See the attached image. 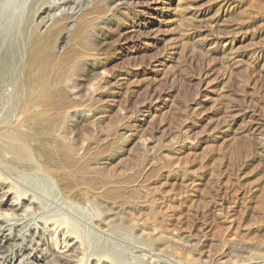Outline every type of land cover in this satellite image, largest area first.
I'll return each instance as SVG.
<instances>
[{
    "label": "rangeland",
    "instance_id": "374dc122",
    "mask_svg": "<svg viewBox=\"0 0 264 264\" xmlns=\"http://www.w3.org/2000/svg\"><path fill=\"white\" fill-rule=\"evenodd\" d=\"M0 264H264V0H0Z\"/></svg>",
    "mask_w": 264,
    "mask_h": 264
},
{
    "label": "bare ground",
    "instance_id": "6f19581e",
    "mask_svg": "<svg viewBox=\"0 0 264 264\" xmlns=\"http://www.w3.org/2000/svg\"><path fill=\"white\" fill-rule=\"evenodd\" d=\"M9 148L19 160H25L30 154L29 149L23 142L12 144L9 146Z\"/></svg>",
    "mask_w": 264,
    "mask_h": 264
}]
</instances>
